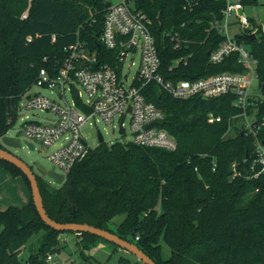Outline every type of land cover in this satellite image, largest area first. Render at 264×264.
Returning <instances> with one entry per match:
<instances>
[{"label":"trees","instance_id":"16d2710c","mask_svg":"<svg viewBox=\"0 0 264 264\" xmlns=\"http://www.w3.org/2000/svg\"><path fill=\"white\" fill-rule=\"evenodd\" d=\"M260 0H244L255 7ZM110 0H0V146L1 137L18 118L20 102L36 81L41 67L62 62L66 47L78 40L99 65L116 67L114 50L98 47ZM137 0L149 18L161 72L167 78L195 79L224 71H244L239 54L220 62L209 60V51L224 36L211 29L221 17L220 0ZM28 10V16L22 14ZM256 24V22L254 21ZM178 33L186 42L175 47ZM238 34L258 59L259 85L264 92V34ZM248 46V45H247ZM187 62H184V59ZM178 61V64L176 62ZM54 71V70H53ZM148 101L165 113L161 123L178 142L174 151L105 141L91 148L74 165L59 186L37 175L44 206L60 222H81L113 231L129 239L157 264H264V171L255 176L251 164L254 137L242 131V109L234 93L217 97L195 95L177 99L155 83L143 87ZM220 116L209 120V113ZM264 121V101L250 106ZM259 136L264 140V126ZM248 154V158H247ZM249 162L246 175L245 163ZM12 175L27 176L14 164L0 159ZM241 173V174H238ZM120 214L117 229L109 226ZM135 231L134 235L132 232ZM42 232L41 242L25 264H46L47 254L64 247L61 234L40 217L33 199L23 206L0 210V264H22L20 253ZM74 232V231H72ZM83 253L100 236L79 233ZM162 242L171 247L163 256ZM98 264L85 257L84 262Z\"/></svg>","mask_w":264,"mask_h":264},{"label":"built area","instance_id":"2783aa9c","mask_svg":"<svg viewBox=\"0 0 264 264\" xmlns=\"http://www.w3.org/2000/svg\"><path fill=\"white\" fill-rule=\"evenodd\" d=\"M220 1L224 4L221 17L212 22L211 29H215L224 38L210 51L209 60L220 63L226 56L237 52L238 60L246 66V70L224 71L195 79L167 78L160 70L161 58L149 27V18L138 7L137 0L111 1L99 43L115 51L116 67L109 63L99 65L98 57L89 54L86 45L79 40L65 48L68 55L62 62H56L52 66L54 71L41 67L36 81L22 96L20 109L26 106L30 110L50 111L56 117L43 121H25L24 141L31 142L34 149L37 147L35 140H40L46 146H54L59 142L49 154V159L57 172L67 176L75 164L88 156L92 148L81 130L95 116L106 122L117 119L119 129L122 125L125 132L127 118H130L129 127L133 135L132 142L135 144L171 151L178 148L176 138L161 126L165 119L164 111L148 101L143 93V87L149 83H155L161 90L177 99L195 95L217 97L234 93V104L242 109L241 115L244 116L241 129L254 137L251 168L256 171L255 176H258L264 171V140L259 136L264 121H259L255 113L249 114L247 110L250 106L256 107L259 102L264 101V92L259 85L258 59L253 56L249 46L236 36L243 33L256 34L262 24L261 21L259 24L254 23L253 7L246 5L244 0ZM197 2L198 0H185L184 7H192ZM247 9H252V15H248ZM27 16L28 10L22 14L23 18ZM232 26H238L242 30L233 34L230 31ZM173 38H176L175 47H179L182 41H187L181 39L178 33ZM134 55L139 56V68L132 81L126 83L128 76L122 79L120 72L127 57ZM256 81L257 90L254 88ZM34 85L50 89L60 96L62 102L40 91L31 93ZM79 86L85 90L87 102L80 100L82 92ZM66 90L72 92L74 102L67 100ZM220 119V116L209 113L210 121ZM56 255L57 252L48 253L46 264H65L59 262Z\"/></svg>","mask_w":264,"mask_h":264},{"label":"rangeland","instance_id":"374dc122","mask_svg":"<svg viewBox=\"0 0 264 264\" xmlns=\"http://www.w3.org/2000/svg\"><path fill=\"white\" fill-rule=\"evenodd\" d=\"M112 2H118L120 0H110ZM257 13L260 17L261 24L260 27L264 34V0H260L259 4L255 6ZM248 15H252V9L246 10ZM242 30V28L238 26H232L230 31L235 34ZM249 46V44H247ZM139 68V56L134 55L133 57L128 56L125 64L120 72V77L125 79L126 75L128 79L126 83H130L134 76L137 73ZM160 89V87L157 85ZM81 90V98L83 102H87V94L82 87H78ZM254 88L257 90V81L255 82ZM161 90V89H160ZM41 92L44 95L49 97L55 98L56 100L62 102L60 96L52 92L50 89L42 88L40 86L34 85L31 89V93ZM65 97L69 102H74V98L72 92L70 90L65 91ZM24 101V100H23ZM81 109V106L78 105ZM56 114L54 112L48 111H41V110H30L26 108V106H22L18 113V118L13 126H11L8 131L7 135L14 137L15 139L19 140L22 143L21 147H7L9 148L14 154L22 158L27 164L31 166L35 174L41 176L45 179L50 185L59 187L61 184L55 182L52 177L47 175L48 170L53 168V164L49 159V154L52 150H54L58 145L59 142L54 146H46L41 143L40 140H35L37 145L36 149H31L27 143L24 141V130H23V123L27 120H38L43 121L46 118H54ZM129 119L127 118L126 122V132L121 133L119 131V123L117 119L113 122H106L103 119H100L98 116L93 117L90 122L85 123L82 126V134L86 138L88 144L95 148L99 144L98 138V131H100L104 137V141L109 145L113 143L120 142V143H128L132 141V132L129 127ZM125 215L120 214L115 216L109 226L111 229L116 230L119 223L124 219ZM64 237L61 239L64 241V246L61 250L57 252L56 259L59 262H64L65 264L68 263H80L85 261V257L91 259V261L98 262V264H146L143 260L137 257L136 254L133 252L118 246L117 244L110 242L104 238H100L94 245L90 248L84 249L83 253L78 249L77 245V236L75 232L68 231L63 233ZM41 235L42 232L39 234L34 235L30 241L28 242L27 246L23 248L20 253V259L22 264H25V260L32 251H36L41 242ZM163 246V256L168 257L171 254V247L162 242Z\"/></svg>","mask_w":264,"mask_h":264},{"label":"water","instance_id":"95a60500","mask_svg":"<svg viewBox=\"0 0 264 264\" xmlns=\"http://www.w3.org/2000/svg\"><path fill=\"white\" fill-rule=\"evenodd\" d=\"M253 19L256 22V24H259L260 19H259V15L255 7H253ZM250 36L252 38H255L257 35L255 33H251ZM98 47H101V44L99 42H98ZM76 95H78V90H76ZM130 109L131 108H129V110ZM119 131L121 133H124L125 128L121 125ZM98 138H99V143L104 141V137L100 131H98ZM1 142L3 146H0V159H4L14 164L27 176L29 180V184H30L31 196L35 204V207L40 217L43 219V221L47 225H49L50 227L56 230L74 231L77 233L89 232L91 234L100 236L110 242L117 244L118 246H121L133 252L134 254L137 255L138 258L143 260L146 264H157V262L153 258H151L147 253H145L138 246V244H136L135 242H132L129 239H125L119 236L118 234L114 233L111 230L101 228V227H98V226H95L89 223H81V222H74V221L60 222V221L53 219L48 214L44 206L43 196L40 191V186H39L37 175L35 174V172L33 171V169L31 168L29 164H27L22 158H20L19 156L14 154L9 148H7V147H21L22 143L19 140L7 134L1 137ZM26 143L31 149H34V146L31 142H26ZM247 158H248V154H247ZM248 166H249V162L247 161L244 167L246 175L249 174ZM47 175L49 177H52L55 180V182L58 184H62L66 179V176L64 174L57 172L54 168H51L50 170H48ZM134 233L135 231L132 232V235H134Z\"/></svg>","mask_w":264,"mask_h":264},{"label":"crops","instance_id":"0c3cea01","mask_svg":"<svg viewBox=\"0 0 264 264\" xmlns=\"http://www.w3.org/2000/svg\"><path fill=\"white\" fill-rule=\"evenodd\" d=\"M31 197V190L25 179L22 176L12 175L0 165V210L8 208L10 205L23 206L30 201ZM75 234L79 239V233L75 232ZM62 237L64 234H61L60 238Z\"/></svg>","mask_w":264,"mask_h":264}]
</instances>
